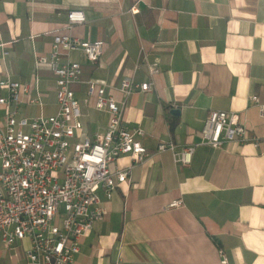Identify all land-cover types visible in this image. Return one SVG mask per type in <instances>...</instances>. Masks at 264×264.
Masks as SVG:
<instances>
[{"label":"crops","instance_id":"crops-1","mask_svg":"<svg viewBox=\"0 0 264 264\" xmlns=\"http://www.w3.org/2000/svg\"><path fill=\"white\" fill-rule=\"evenodd\" d=\"M72 9L85 22L69 30ZM59 34L105 42L95 61L80 50L67 56L83 72L71 85L81 104L78 138L101 134L108 123L87 81L106 85L117 101L122 79L152 82L122 112L125 126L144 130L150 155L141 163L120 155L111 165L130 167L128 181L103 196L107 213L80 240L74 264H264V117L252 100L264 103V0H0V80L20 84L18 117L57 107L55 77L34 60L50 54ZM211 110L239 113L258 145H200L189 164L157 151L159 143L199 142ZM5 112L0 104V124ZM174 199L183 204L167 207ZM28 247L27 240L10 250L0 242V264H27Z\"/></svg>","mask_w":264,"mask_h":264},{"label":"built area","instance_id":"built-area-1","mask_svg":"<svg viewBox=\"0 0 264 264\" xmlns=\"http://www.w3.org/2000/svg\"><path fill=\"white\" fill-rule=\"evenodd\" d=\"M137 10L131 8L130 12ZM84 22L83 11L72 9L64 27L70 30ZM73 50L95 61L104 53L105 42L55 35L50 54L34 60L37 68L48 66L55 77L57 107L49 114L18 117L20 84L0 80V88L7 91L0 96V104L6 105L5 120L0 124V242L10 250L27 240V264H74L80 240L107 213L103 196L110 199L118 183L128 181L130 167L112 169L111 165L120 155H129L135 163L150 155L140 141L144 130L125 126L122 112L127 98L134 92L143 97L151 89V81L122 79L117 87L124 95L121 101L106 93V85L96 87L87 81V93L96 91L95 107L108 114V123L101 134L76 136L82 112L71 85L82 80L83 72L78 62L67 57ZM157 71L156 66L150 68L151 74ZM23 90L31 91L27 85ZM31 94V101L40 103L39 92L32 90ZM252 100L264 117V103H258L255 96ZM201 135L199 142L180 148L172 142L159 143L157 151L169 150L176 163L189 164L200 145L217 148L232 141L258 145L235 111H209ZM182 204V199H174L167 207Z\"/></svg>","mask_w":264,"mask_h":264},{"label":"water","instance_id":"water-1","mask_svg":"<svg viewBox=\"0 0 264 264\" xmlns=\"http://www.w3.org/2000/svg\"><path fill=\"white\" fill-rule=\"evenodd\" d=\"M170 112L172 114H178L179 113V109L178 108H172Z\"/></svg>","mask_w":264,"mask_h":264},{"label":"rangeland","instance_id":"rangeland-1","mask_svg":"<svg viewBox=\"0 0 264 264\" xmlns=\"http://www.w3.org/2000/svg\"><path fill=\"white\" fill-rule=\"evenodd\" d=\"M93 99V102L95 103V99H96V94H95V96L92 98Z\"/></svg>","mask_w":264,"mask_h":264}]
</instances>
